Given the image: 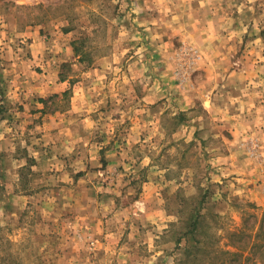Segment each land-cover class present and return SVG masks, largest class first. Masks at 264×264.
<instances>
[{"label":"rangeland","instance_id":"374dc122","mask_svg":"<svg viewBox=\"0 0 264 264\" xmlns=\"http://www.w3.org/2000/svg\"><path fill=\"white\" fill-rule=\"evenodd\" d=\"M1 1L51 92H0V264H264V0ZM205 27L242 73L216 113Z\"/></svg>","mask_w":264,"mask_h":264},{"label":"crops","instance_id":"0c3cea01","mask_svg":"<svg viewBox=\"0 0 264 264\" xmlns=\"http://www.w3.org/2000/svg\"><path fill=\"white\" fill-rule=\"evenodd\" d=\"M13 1L16 4L23 5L34 4L39 0ZM0 2V5L3 4V1L0 0ZM193 6L194 5L188 6L187 10L189 12H192ZM195 6L198 8L199 5ZM199 7H201V5ZM5 14L6 12L2 11L0 7V59L6 60L3 65H1L2 62H0V92L3 93L4 97L2 103L9 107H23L27 110L24 114H22L25 119H34V113L36 109L42 108L39 102L35 101L34 99L36 97H43V94L46 93V90L50 93L51 88L46 86L45 84L40 85V83L38 82L41 81L40 77H37L33 71L28 70L29 66H27L26 68V65L24 64V57H26V54H24V56H20V54H22L20 51L18 52V54H16L15 52V54H11L9 52L11 51L10 49H12V47L10 46V42H2V38L12 41L14 36L12 32H8L7 28H12V24L10 22V18L8 19V16H4ZM211 28L205 27L206 31L203 32L206 39H204V44H201V46L202 49L205 48L206 50L202 53L203 62L201 63V65H199L200 70L198 71V73L202 75V79L204 76H206L204 78V82H202L204 85V92L202 95L196 96V99L192 98L190 106L192 108L199 103L201 106H203V108L207 109V111L216 113L215 108L218 106V104H216L215 102H219V100L224 98L223 96L221 98L220 93L222 94V90H220V88L224 89L226 86H229V84H232L237 76L242 75V73H240V71H236V68V70H234L232 65H230L231 62H226L225 59H227V56H229L228 52H220L219 50V47L224 45V41L222 37L216 36ZM7 33L11 34V39L6 35ZM15 34L16 36H20L21 38H23V36L30 39L32 38V41L30 42V49L32 50L31 54L34 56L38 54V46L43 42L39 38L38 31L36 29L34 30L32 27H26L25 29L18 32L16 30ZM1 44L5 45L1 47ZM3 50L6 56L2 55ZM218 95H220V97ZM22 115L18 113L17 116ZM43 119H46V117H43ZM79 121L80 123H77L75 126L76 132L79 130L80 124L83 123L82 119H80ZM10 123V119L3 120L1 125V127H3V132L9 131V128L7 126H10ZM71 130L72 128L69 130V132H71ZM65 134H67V132ZM78 135L79 139L82 138L80 134L77 133L76 139H78ZM1 136V138L4 137V135ZM65 139V142L67 144L71 142V137ZM34 144L35 143L32 142L31 146L29 147L31 152L34 151Z\"/></svg>","mask_w":264,"mask_h":264}]
</instances>
